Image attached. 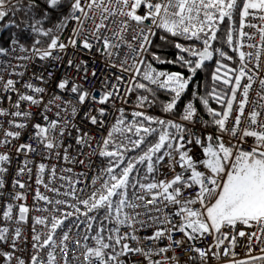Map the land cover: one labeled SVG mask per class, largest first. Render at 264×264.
<instances>
[{
	"label": "snow or ice",
	"instance_id": "obj_1",
	"mask_svg": "<svg viewBox=\"0 0 264 264\" xmlns=\"http://www.w3.org/2000/svg\"><path fill=\"white\" fill-rule=\"evenodd\" d=\"M142 9L143 11H141ZM17 12H22L25 17L21 21L24 24V28L21 29L22 32L48 38L46 47H38L42 44L40 39L33 40L31 52L36 59L51 61L59 66L65 62L64 57L69 48L82 57L87 54H94L95 50V53L104 57L105 68H118L123 73L130 70L126 65L131 58L135 66L134 76H142L144 81L172 93V99L164 106L165 112H171L176 108L182 94L187 90L191 77H185L181 72L158 71L152 63L146 62L142 58L152 47V37L156 36V30H162L172 37L179 36L189 40L201 41V48L185 47L176 43L174 46L181 53L177 56L176 61H164L155 53L152 54L154 60L160 63H180L194 75L198 69L204 66L206 61H211L216 53L222 58L232 59L231 56H226L223 50L213 48V42L218 39L219 26L226 19L229 21V30L226 33L225 42L229 46L234 42L231 29L235 15L240 17L239 37L253 38L244 32L243 28H255L257 26L251 23L246 24L245 21L250 16L264 21V0H28L26 5L24 0H16V4H13L12 0H0V21H4L6 17H14ZM46 23L50 26H46ZM9 26L20 28V24L14 20L5 25V27ZM66 31L68 36L62 39ZM259 31L261 33L260 39L264 41V27H260ZM129 33H131V40L128 39ZM159 38L161 40L167 39L164 35ZM134 41L139 42L138 46L133 44ZM11 45L13 51L16 46L21 52L29 51L20 42L16 33H13ZM254 46L249 45V47ZM122 47H127L133 55L125 56L119 64H116L112 62V57L119 55V50ZM236 50L233 48V51ZM185 54L195 59L186 58ZM0 55H9V49L0 47ZM246 55L251 56L252 53L246 54L244 51H239L241 66L238 69H231L225 64L218 63L213 80L222 81L226 86H232L230 96L227 92H217L215 88L210 93L221 105L222 111L211 108L207 98L199 97L212 117V123L216 127L215 133H205L204 129L207 128L208 121L200 117L198 109L192 102L186 105L181 116V120L187 124L156 119L146 116L141 111L133 112L132 116L135 118L142 117V120L126 123L124 109H119L120 117L107 138L103 140L102 150L99 152L101 157L111 158L108 166L102 170L103 173L107 174L108 179L87 199H78L75 196V189L70 193H64V195H71L79 205H83V211L77 204L56 200V205H66L74 211L62 212L59 217L51 215L50 226L47 217L37 216L34 218V224L43 225L49 230L42 239L41 234L36 233V229L33 227L34 235L31 239L33 241L32 248L35 251L29 260L17 255L20 244L28 242L21 227L11 229L8 226L0 227V264H56V256L53 252L48 253L46 262L41 259L40 252L45 248L54 247L66 253L68 248L66 242L70 239L71 228L63 232L59 243L54 237H56L57 229L64 225L65 220L76 214L86 218V220L79 221V223L86 225L83 236L85 243L81 244L80 240H75V244L83 249L81 254L85 257L87 264H125V261L121 260L120 257H127L129 254H140L148 260L149 264H162V261L152 260V255L166 253L172 244L180 246L184 243L183 238L173 239L174 232L182 233L188 241L198 240L206 235L214 236L215 247L217 248L224 245L225 241H228L234 248L238 237H247L249 244L253 240L264 243V118H262V112H264V79L259 80L260 91L256 93L258 100L254 102V106L245 116V108L249 104V92L252 90L253 84L256 83L254 73L248 64L244 63ZM33 56L18 58L32 60ZM66 63L68 67L81 73L83 82H87L90 77L95 78L97 76L95 69L89 71L86 59L77 61L69 58ZM141 66L143 71H141ZM257 67H259L258 64ZM222 68L227 69L223 76L218 75ZM5 70L7 69H0V71ZM230 72L234 74L231 77H229ZM13 74L20 77L24 75L23 72L16 73L14 69ZM54 74L55 69H52L48 72V77L51 78ZM34 78L42 83L46 82L43 75ZM112 79L115 82L109 83L108 77H103V88L98 98L93 91L85 88L83 83H76L75 79L71 77L66 76L58 79L56 87L62 92L73 94L76 105H85L89 102L100 105L95 109L96 115H93L91 111L85 115L92 125L102 127L103 118L107 114V109L103 106L108 105L110 101H113L114 106L115 98L124 99L120 90V84L123 83L124 77L114 73ZM245 80L247 82L242 87L241 82ZM18 83L19 81L14 79L5 80L0 75L2 91L15 93L17 97L14 102L11 95L5 97L9 103L13 104L14 111L0 107V116L13 118L7 121L10 125L9 128H4V125L0 124V128L4 129L3 138L0 139V147L10 145L12 140H18L22 131L28 127V122L33 114L30 110H20L21 104L26 103L30 109L32 106L39 107L43 103L42 94L46 92L44 87H39L28 81L22 85L28 91L22 92L17 88ZM129 83L131 84L132 81ZM134 88L152 92V89L145 83H135ZM134 88L129 87L124 95L131 93ZM237 91L242 93V98L239 101H237ZM137 100L139 107H143L145 102L151 103L147 96H138ZM57 101L71 106V114L76 115L77 106L71 100H63L59 95L53 96L48 101V105H55L60 108ZM125 102L127 101L125 100ZM0 103H3V100H0ZM234 104H236V114L233 116ZM48 105H45L44 111L41 113L42 120L46 123L32 124L34 131L31 138L50 150L59 147L65 133L71 135L69 129L76 128V126L66 118L50 119L46 114L51 111ZM62 111L68 112V107L63 108ZM55 115L60 117L61 113L58 111ZM15 118L21 119L17 121ZM198 121L201 125L199 131L196 130ZM145 122L160 125L161 131L157 142L146 145V149L138 156L126 157L127 153L139 149L145 143L147 136L157 132L156 128L144 126ZM13 128L17 130H11ZM76 130L78 133L81 131L78 128ZM133 130L135 136L138 137L137 139L125 137L126 143L124 141L117 143L113 139V133L123 135L127 132H133ZM226 136L228 138L227 143L225 142ZM87 138V133L79 134L76 143L86 144ZM249 140H251L250 144ZM110 144L113 145L112 150H109ZM245 144H249V146L245 148ZM193 147H198L201 150L200 158L194 156ZM16 151L18 153H30L36 149L30 143H22ZM65 152L64 159L67 160V150ZM165 157L168 158L166 167L174 173L172 178L156 180L153 175L151 182L143 183L142 179H148L149 176L145 175L141 179L137 165L146 164L147 174H154L159 171L156 165L163 164ZM126 159L127 162H125ZM9 162L10 156L7 152H0V173L8 171L4 165ZM27 163L28 161H25V167H27ZM177 166L181 169L180 172L176 171ZM45 170L46 165L40 164L39 172L43 174ZM23 171L22 168L20 172ZM28 172H31L30 168ZM51 173L55 176L54 168ZM78 182L76 181V183ZM16 183L19 184L20 188L25 187L19 181ZM37 183L44 184V181L40 178ZM3 187L4 180L0 176V188ZM44 187L47 188L48 185L44 184ZM193 189H195L194 192L190 191ZM50 190L59 191L58 189ZM130 190L138 201H146L145 195L138 194L146 191L151 196V200L146 201L147 204H164L165 207L168 205L176 206L172 215L180 218L179 222L173 224L170 216L164 215L161 222L171 224L172 227L157 230L154 235L147 238L158 241L165 237L167 232L166 238L171 242L167 247L160 248L156 252L152 249L145 250L143 247H133L127 241L131 239L139 243L140 238L127 232L121 233V226L132 227L129 214L124 209H134L141 206L133 203L130 199ZM35 198L48 204L53 203L49 197L42 195L39 191H37ZM12 199L21 200L26 199V197L16 194ZM14 207L12 203L6 205L2 213L4 221L12 222L14 220ZM43 211H48V209H43ZM55 211H60V209L57 208ZM156 211H161V209L157 207ZM29 212V207L20 204L18 206V219H15V223L17 225L21 222L26 223ZM90 213L96 215L90 216ZM98 217L100 218L98 219ZM77 219L79 220V216ZM155 219L159 220L160 218L156 217ZM105 221L113 224L114 227L107 228ZM94 223L98 225L96 234L91 236V239L95 241V246H89L87 241L90 238L89 234ZM238 225L256 230L252 232L236 231ZM76 226L78 228L79 224ZM2 245H6V247ZM117 247H119V251H117ZM192 250L198 253L199 258L205 262L211 252L210 247L207 249L194 247ZM251 251L250 248L247 259H233L230 264H264V255L253 256ZM260 251L264 253V248H261ZM229 254L230 250L226 247L223 255L229 256ZM212 255L218 256L219 253L212 252ZM231 255L234 257L236 254L232 251ZM65 264H67L66 259Z\"/></svg>",
	"mask_w": 264,
	"mask_h": 264
},
{
	"label": "built area",
	"instance_id": "obj_2",
	"mask_svg": "<svg viewBox=\"0 0 264 264\" xmlns=\"http://www.w3.org/2000/svg\"><path fill=\"white\" fill-rule=\"evenodd\" d=\"M143 11V9L141 10ZM245 23H251L256 25L257 27H244L243 31L250 34L253 38L249 39L248 36L240 38L238 36V49L239 51H244L247 53H252L251 56H247L245 58L244 63L248 64V67L254 73V80L256 83L253 84L252 90L249 92V104L245 108V116L248 115L251 108L254 106V102L258 100L256 93L260 91L259 80L264 79V41H261L260 36L261 33L259 31L260 27H264V21L259 20L257 17H249ZM163 32L162 30H156ZM164 33V32H163ZM68 36V32L64 33L62 39ZM128 39L131 40V33H129ZM138 41H134L133 44L138 46ZM241 44L243 45L241 47ZM249 45H255L254 47H249ZM9 55L3 56L0 55V69H7L5 71H0V75L7 79H14L19 81L17 84V88L22 92H27V89H24L22 85L25 82L30 81L31 83L44 87L46 92L43 95V103L37 107L32 106L28 109L26 103L21 104L20 110H30L32 112V118L28 122V127L22 131V135L18 140H12L10 145H4L0 147V152H7L10 156V162L4 165L7 167L8 171L6 173H0V176L3 177L4 187L0 188V227L8 226L11 228L21 227L23 235L27 237V243H21L19 250H17V255L21 256L25 260H29L31 255L34 254V249L32 248V239L31 237L34 235L33 227L36 229V233L41 234L42 239L45 237V234L48 232V228L43 225L34 224V218L37 216L47 217L48 224H51V215H55L59 217L62 212L66 211H74L72 208H68L66 205H56V200H64L68 201L72 204H77L78 207L83 211V205H79L77 200L74 199L71 195H64V193H70L75 189V196L78 199H87L96 189L100 188V185L108 179L106 173H103L102 170L108 166V162L110 160L109 157H101L99 152L102 150L103 140L107 138L109 132L112 131L114 125H116L117 120L120 117L119 109H124V114L126 116V123H130L135 118L132 116V113L135 111L144 112L145 115H153L159 117L156 112L154 104L148 102L147 106L139 107L137 97L139 93L134 89L128 95H124L127 92L129 87L134 88V84L140 79L139 76H134V65L133 61L130 58L128 60L129 67L128 72H120L118 68H105L104 65L106 61L104 57L99 53L87 54L85 56H81L78 53H75L73 49L69 48L67 54L64 57V63L62 65H56L51 61H40L33 56L31 50L28 52H21L19 47L16 46L13 51V46L10 44L8 47ZM199 48V47H196ZM133 55L127 47H122L119 50V55H114L112 57V62L119 64L125 56ZM22 56H33L32 60H24L19 59L18 57ZM144 56V55H143ZM71 58L73 60H81L86 59L88 61L89 71L95 69L97 72V76L95 78H89L87 82H83L81 73L76 72L73 68L67 66L66 61ZM143 58V57H142ZM257 64L259 67H257ZM241 66V61L239 59L238 67ZM13 69L16 73L23 72L24 75L22 77L14 75ZM52 69H55V74L49 78L48 72ZM122 75L124 77L123 83L120 84L121 96L124 99L115 98L114 106L113 101H110L108 105H105L107 109V114L103 118L104 124L103 126L92 125L90 121L86 117V113L91 111L93 115H96L95 109L100 107V105H96L94 103H86L85 105H76V99L73 94L70 92H62L56 87V82L58 79H62L64 77H71L75 79L76 83H83V86L94 92L96 97L98 98L101 93V89L103 88V77L107 76L109 79V83H114L115 81L112 79L113 74ZM43 75L45 77V83L35 79L34 77ZM129 81H132L130 84ZM150 86L158 87L157 85H153L148 81H144ZM247 81H242L241 86ZM31 94V93H30ZM11 95L12 101L16 100L15 93H4L2 91V84H0V100H3V103H0V107H4L9 111H14L13 104L9 103L5 97ZM59 95L63 98V100H71L74 105L77 106L76 115L73 116L71 114V106L64 105L62 102L57 101L60 104V108H57L55 105H48V101L53 98V96ZM242 98L241 91L237 94V101ZM125 100L127 102H125ZM45 105L51 108V111L46 114L50 119H61L66 118L68 121H71L72 124L76 126V128L69 129L71 131V135L65 133L62 138V143L59 147L54 149H46L42 144H40L37 140L32 139L33 128L32 124L34 123H46V121L42 120L41 113L44 111ZM68 107V112L62 111L63 108ZM60 112L61 116L57 117L55 115L56 112ZM236 114V104L233 106V116ZM182 116V115H181ZM181 116L178 118H169L167 120L187 124V122L181 120ZM200 117L205 120L201 115ZM262 118H264V112H262ZM13 119L12 117H4L0 116V124L4 125V128H9L10 125L7 123L8 120ZM17 121H20L21 118H15ZM244 126L243 124L241 125ZM80 129V133L77 132L76 129ZM201 128L200 122H197L196 130L199 131ZM17 130V129H11ZM3 128H0V139L3 138ZM205 133H212L207 128L204 129ZM87 133V143L86 144H77L76 140L79 134ZM117 133H113V136ZM225 142H228L227 136L225 137ZM22 143H30L33 148L36 149L34 152H17V147ZM235 143V141H233ZM251 140H249V144ZM249 144H245L244 147L247 148ZM90 145V146H89ZM65 150H67L68 159L65 160L64 156L66 154ZM59 153V155H57ZM193 154L196 158H200L201 150L198 147H193ZM25 161H28L27 167H25ZM83 161V163H80ZM168 163V158L165 157V161L161 165H157L159 167L158 176L156 180H160L163 178L171 179L174 173L166 167ZM46 165V170L43 174L39 172V165ZM24 169L21 173L20 170ZM31 169V172H28V169ZM55 169V176L52 175L51 170ZM71 169V171H68ZM177 172H180L181 169L177 166ZM42 178L44 184H47L48 187H44V184H38L37 180ZM19 181L21 184H24V188H20L19 184L16 183ZM76 181H79L76 183ZM95 181V183H94ZM50 189H58L59 191H51ZM39 191L42 195L49 197L53 201L52 204H48L45 201L37 200L36 193ZM195 191V189L190 190ZM16 194H21L26 197V199L21 200H13L12 197ZM139 195H145L146 201L151 200V196L147 194L146 191L139 192ZM187 195V193H185ZM129 197L132 199L133 203L141 205L136 208H125L124 211L129 214L130 223L132 227L121 226V233H129L131 235H135L140 238V242L129 239L127 242L133 247H143L145 250L152 249L154 252L158 251L160 248L167 247L171 242L167 240V232L165 233V237L160 238L158 241H153L147 239L148 237L154 235L157 230H164L171 228V224H165L161 221L163 220L164 215H169L172 219V223H178V217L172 215L175 211L176 206L168 205L167 207L164 204H147L146 201H138L133 196L132 191L129 192ZM12 203L15 207L13 209L14 220L12 222L4 221L2 218V213L7 204ZM20 204H24L29 207L30 212L27 216V222H21L19 225L15 223V219H18V206ZM146 204V206H144ZM159 207L161 211H156V208ZM195 207V206H194ZM59 208L60 211H55V209ZM41 209V210H37ZM43 209H48V211H43ZM139 213V215H137ZM91 215H96L95 213H90ZM79 216V220L77 219ZM159 217L160 219H155ZM80 220H86V218L82 215L76 214L70 217L68 220H65L63 226L60 229H57L56 239L57 243L60 242V238L64 231H67L71 228V232H69V241H67L68 248L65 252H62L59 248L48 247L43 249L40 252V257L43 261H47L48 253L53 252L56 256V264H65V259L67 260V264H87L85 257L81 254L83 249L78 247L75 244V240H80L81 244L85 243L83 236L85 233V224L79 223ZM77 224L79 227L77 228ZM95 224V223H94ZM93 224V227H94ZM114 225H111V228ZM244 230L245 232H252L256 229L247 228L242 225H238L236 231ZM96 232L91 230L90 238L87 241L89 246H95V241L91 239V236H94ZM11 235V232H10ZM183 238L184 243L180 246H176L172 244L171 248L166 253H162L160 255H152V260L154 261H162V264H230V261L235 260H245L248 258L249 249L251 248V255L259 256L264 255L261 253L260 249L264 248V243L256 242L253 240L251 244L247 237H238L237 244L233 248L232 245L229 244L228 241H225V244L220 246L219 248L215 247V237L211 235H206L205 237L188 241L186 237L183 236L182 233L174 232L173 239H181ZM6 247V245H2ZM194 247H198L201 249L211 248V252L209 253L206 262L199 258L198 253L193 251ZM230 250L229 256H224L223 252L226 250ZM110 251V250H109ZM117 251H119V247H117ZM235 252V256L231 255V252ZM212 252L219 253L218 256H213ZM165 258H174V259H165ZM121 260L125 261V264H149L148 260H146L140 254H129L127 257L121 256Z\"/></svg>",
	"mask_w": 264,
	"mask_h": 264
},
{
	"label": "trees",
	"instance_id": "obj_3",
	"mask_svg": "<svg viewBox=\"0 0 264 264\" xmlns=\"http://www.w3.org/2000/svg\"><path fill=\"white\" fill-rule=\"evenodd\" d=\"M24 4L26 5L28 0H24ZM13 4H16V0H12ZM25 17L22 12H17V14L14 17H6L4 21H0V30H2L0 34V46L7 48L11 44V39L13 38V33H16L17 36L20 38V42L24 44L26 48L31 50V46L34 39H40L42 41L41 45H38V47H46L48 38L42 37V36H34V34L31 33H25L22 32L21 29L24 28V24L21 23L22 20H24ZM14 20L16 23L20 24V28H16L14 26L9 27H3L2 24H10V22ZM46 26H50L46 23ZM240 29V17L238 15H235L233 17V23H232V34H233V44L229 46L225 40H226V33L229 30V21L226 19L224 23L220 24L219 31L217 32V41L213 42V48H219L223 50L226 53V56H231L232 59L228 60L226 57H220L218 53H216L211 61L205 62L204 66L201 69H198L196 73L193 75L187 67L182 66L180 63H160L153 59V53L161 57V60L164 61H176L177 56L181 53H179V50L175 48L176 43H180L181 45L187 47V46H194V47H202L201 41L198 40H189L184 37H172L170 34L163 33L160 31H156V36L152 37L153 45L148 50L147 53L144 54L143 59L146 62L152 63L153 67L156 68L158 71H165L168 73L172 72H181L185 77H191V82L189 83V86L187 90L182 94L180 100L178 101L176 108L171 112H165L164 106L172 99V93L169 91L159 88V87H153L149 86V88L152 89V92L145 91L144 89H136L134 88L138 93L139 96H147L148 100L151 101L156 109V112L158 113L159 117L153 116V115H146L151 116L156 119H163L168 121L169 118H178L180 117L184 110L186 105L189 102H192L195 107L198 109L199 115H201L205 121H208L207 129L215 133L216 127L212 123V117L207 112V109L202 104L199 97H205L209 100V106L217 111H222L221 105L216 102V100L210 95L212 93L213 89L219 93L227 92L230 96V89L231 85H224L222 81H214L213 75L216 73V68L218 66V63H222L228 66V68L231 69H237L238 63H239V49H238V30ZM166 36V40H161L160 36ZM233 48L237 49L236 51H233ZM186 58L195 59L193 57L187 56L185 54ZM141 71H143V67L141 66ZM227 71V69L222 68L220 73L218 75L223 76L224 72ZM233 73H229V77L233 76ZM140 79L136 83H145L142 76H139ZM147 84V83H145ZM239 91H237L238 94ZM154 93V94H153ZM148 103H144V106H147ZM143 118L140 117L137 119V121L142 120ZM144 126L156 128L157 132L152 133L151 135L147 136L145 138V143L141 145L139 149H136L133 152H129L126 154V157L131 156H138L143 153V151L146 149V145L154 144L158 140L159 132L161 131L160 125L156 123H148L145 122ZM171 131V130H170ZM125 137H131L132 139H137L138 137L135 136L134 130L133 132H127L123 135L120 133H117L113 136V139L120 143L121 141H124L126 143ZM113 145H109V150H112ZM111 159V158H110ZM155 159V158H154ZM127 162V159L126 161ZM123 167V165H121ZM157 167V165H156ZM137 168L139 169V176L142 179L145 175H148V179H142L143 183H149L151 182L152 176H155V179H157L158 172L154 174H147L146 172V164L145 165H137ZM159 169V167H157ZM119 171V169H117ZM131 191V190H130ZM129 191V192H130ZM102 216V213H101ZM100 217H98L99 219ZM105 224L107 228H111L112 224H109L107 221H105ZM97 224H94L93 231L96 232Z\"/></svg>",
	"mask_w": 264,
	"mask_h": 264
},
{
	"label": "rangeland",
	"instance_id": "obj_4",
	"mask_svg": "<svg viewBox=\"0 0 264 264\" xmlns=\"http://www.w3.org/2000/svg\"><path fill=\"white\" fill-rule=\"evenodd\" d=\"M25 2V1H24ZM2 28L5 26V23H3L2 25ZM2 30H0V34H1ZM1 47V46H0Z\"/></svg>",
	"mask_w": 264,
	"mask_h": 264
},
{
	"label": "crops",
	"instance_id": "obj_5",
	"mask_svg": "<svg viewBox=\"0 0 264 264\" xmlns=\"http://www.w3.org/2000/svg\"><path fill=\"white\" fill-rule=\"evenodd\" d=\"M234 106V105H233Z\"/></svg>",
	"mask_w": 264,
	"mask_h": 264
},
{
	"label": "water",
	"instance_id": "obj_6",
	"mask_svg": "<svg viewBox=\"0 0 264 264\" xmlns=\"http://www.w3.org/2000/svg\"><path fill=\"white\" fill-rule=\"evenodd\" d=\"M207 62V61H206Z\"/></svg>",
	"mask_w": 264,
	"mask_h": 264
}]
</instances>
